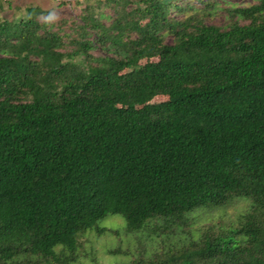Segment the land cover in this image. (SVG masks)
Instances as JSON below:
<instances>
[{
    "label": "trees",
    "instance_id": "16d2710c",
    "mask_svg": "<svg viewBox=\"0 0 264 264\" xmlns=\"http://www.w3.org/2000/svg\"><path fill=\"white\" fill-rule=\"evenodd\" d=\"M143 1L137 29L90 25L122 53L86 68L38 5L0 19V264H78L109 214L161 243L116 264H264V0L224 25L204 23L216 0L181 19L185 0Z\"/></svg>",
    "mask_w": 264,
    "mask_h": 264
},
{
    "label": "rangeland",
    "instance_id": "374dc122",
    "mask_svg": "<svg viewBox=\"0 0 264 264\" xmlns=\"http://www.w3.org/2000/svg\"><path fill=\"white\" fill-rule=\"evenodd\" d=\"M8 1L10 5H7ZM204 1L207 0H185L182 4H188V8L179 13H174V7H171L169 15L177 19H181L184 13H193L192 11H194L195 15H199L201 13L200 9L204 6ZM216 1L218 9L215 10V14L206 16L204 23L224 25L228 21L226 17L229 15L226 10L228 2L250 3L254 0ZM144 3L143 0H0V19L18 17L24 13L27 6L38 5L48 12L46 17L51 14L53 18L47 20V22L52 25V29H59V33L62 35V40L59 42L57 50L64 53L65 58L63 61L72 62L69 65H79L86 68V65H91L92 62L98 61V59H95L96 57L120 56L122 53L121 50L118 51L120 46H108L110 44L109 38L107 39L108 42L100 43L95 36L96 32L90 29V25H95L91 28H98L100 23L109 26L110 29L107 30V34L115 35L118 32L117 22L127 19L128 21H137L135 25L137 29V26L144 24L146 22L145 19H147H142L139 16L140 7ZM82 25L86 27L84 35H81ZM125 34L127 37H123V39L135 40L141 37L135 29H127ZM170 37L171 35L167 39L170 40ZM79 41H88L89 47L80 49V52L76 51L75 48L79 47ZM71 52H74L73 56L68 55ZM165 97L157 95L152 102H159ZM246 201V198L234 199L230 206L227 207L225 217L227 215L235 216L237 212L243 210ZM189 218H197L195 225L201 224L203 220L207 219L205 218V213H200V211L191 213ZM213 219H216V217L213 216ZM99 224L107 228H116L118 232L113 235L109 231H105L99 236L94 235L92 232L86 233L82 239L78 264H93L95 260L99 264H116L118 261L127 260L131 257L129 253L125 255L112 253L111 249L113 250L116 246H120L121 249H130L134 252V255L142 249L143 257L152 254V252L154 253L160 247V240L147 237L144 233L145 231L135 234L125 232L123 227L124 220L119 214H109L100 220ZM137 236H139V239H136Z\"/></svg>",
    "mask_w": 264,
    "mask_h": 264
},
{
    "label": "clouds",
    "instance_id": "9594fccd",
    "mask_svg": "<svg viewBox=\"0 0 264 264\" xmlns=\"http://www.w3.org/2000/svg\"><path fill=\"white\" fill-rule=\"evenodd\" d=\"M53 17L51 16V14H49L48 17H45V20H49V19H52Z\"/></svg>",
    "mask_w": 264,
    "mask_h": 264
}]
</instances>
